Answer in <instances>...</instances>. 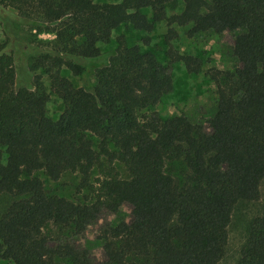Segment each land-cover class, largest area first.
Instances as JSON below:
<instances>
[{
	"label": "trees",
	"instance_id": "16d2710c",
	"mask_svg": "<svg viewBox=\"0 0 264 264\" xmlns=\"http://www.w3.org/2000/svg\"><path fill=\"white\" fill-rule=\"evenodd\" d=\"M178 1L0 0L1 7L12 8L23 21H39L55 35L35 69L45 71L51 91L65 105L53 120L47 114L50 96L40 86L16 88L15 57L0 45V195L13 198L0 217V261H222L236 205L258 201L264 180V0H183V11L168 17L166 8ZM146 11L152 12L151 20ZM165 21L190 26V38L246 32L235 40L240 69L230 76L228 87L218 86L211 133L185 115L163 120L151 112L174 89V64L182 63L190 74L201 71V60L193 56L170 50L165 66L153 53L120 40L117 57L98 73L94 92L75 88L61 75L66 68L83 76L88 68L81 61L97 59L99 44L109 43L121 26L151 33ZM144 111L150 115L142 118ZM117 161L129 179L120 178ZM167 161H182L188 168L182 187L166 173ZM95 168L102 175L96 189L90 183ZM39 172L53 182L66 172H78L81 189L91 188L94 200L77 204L49 194ZM125 204L143 218L131 226L108 227L100 238L106 260L95 261L78 239L105 213L116 215ZM51 228L57 229L55 235ZM237 264H264V205L250 225Z\"/></svg>",
	"mask_w": 264,
	"mask_h": 264
},
{
	"label": "rangeland",
	"instance_id": "374dc122",
	"mask_svg": "<svg viewBox=\"0 0 264 264\" xmlns=\"http://www.w3.org/2000/svg\"><path fill=\"white\" fill-rule=\"evenodd\" d=\"M97 4H120L123 0H93ZM184 9V1L180 0L166 8L168 17L179 14ZM146 16L151 20L152 12L146 11ZM38 22V23H37ZM189 27L169 26L161 22L155 25L151 33L135 30L132 26H121L113 32L111 40L107 44H99L100 56L90 61H81L88 68L83 76H76L68 69L63 68L61 75L68 79L75 88L94 92L97 84L98 73L101 69L110 66L117 57L119 41L123 40L128 47L139 45L143 53H153L165 66L169 65L168 52L173 50L183 56H193L202 62L201 71L198 74H190L182 63L172 66L174 89L163 97L161 102L151 112H156L166 120L174 116H187L194 124H203L207 133H211L210 120L217 111L218 86L228 87L230 76L241 65L234 55L235 40L238 36L246 35L244 30L236 33L222 35L207 32L193 38L188 37ZM176 32L173 37L170 31ZM55 35L48 33L45 26L39 21H23L12 8L0 6V45L8 46V50L14 55V67L16 70V88L41 87L50 96L47 104V114L57 120L64 112L63 101L51 91L50 77L41 68L35 69V64L40 58L41 51L52 48L51 42ZM148 41V43H146ZM150 112L144 111L141 117L149 116ZM95 145L98 139L94 138ZM114 150V149H113ZM0 151L4 149L0 147ZM7 156H3L6 164ZM107 166L106 163H104ZM115 168L120 178L129 179L126 167L115 163ZM166 173L172 176L179 186L186 184L189 170L182 161H167ZM43 180L49 194L62 196L73 203H90L94 200L91 188H98V180L102 178L99 168H95L91 174V188L81 189V176L78 172H66L59 181L53 182L43 172L37 173ZM9 195H0V217L12 203ZM264 205V180L260 187L258 201L239 202L232 215L229 226V240L224 258L219 264H237L244 247L249 228L252 222L263 213ZM143 218L137 214L133 206L125 204L118 214L105 213L102 220L89 228L83 238L78 239V246L89 249L95 261L106 260L103 246V238L108 227L120 225L131 226L137 224ZM57 233L56 228H51V235ZM0 264H11L0 261Z\"/></svg>",
	"mask_w": 264,
	"mask_h": 264
}]
</instances>
